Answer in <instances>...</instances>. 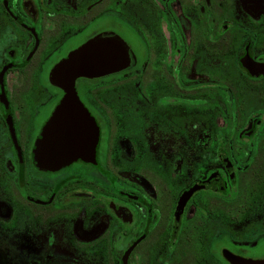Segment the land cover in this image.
<instances>
[{"label": "flooded vegetation", "instance_id": "af4514ba", "mask_svg": "<svg viewBox=\"0 0 264 264\" xmlns=\"http://www.w3.org/2000/svg\"><path fill=\"white\" fill-rule=\"evenodd\" d=\"M83 47L95 151L45 169ZM0 264H264V0H0Z\"/></svg>", "mask_w": 264, "mask_h": 264}, {"label": "water", "instance_id": "95a60500", "mask_svg": "<svg viewBox=\"0 0 264 264\" xmlns=\"http://www.w3.org/2000/svg\"><path fill=\"white\" fill-rule=\"evenodd\" d=\"M91 48L83 47L73 53L68 60L61 64L54 73L56 84L66 92L62 105L56 110L51 121L46 127L44 138L38 147L39 165L49 170H58L69 166L79 157H87L95 146L84 145L95 141L93 132L89 129L90 122L85 121V130L74 125L75 118L83 117V110L76 107L75 80L81 76H88L94 59L90 56Z\"/></svg>", "mask_w": 264, "mask_h": 264}]
</instances>
